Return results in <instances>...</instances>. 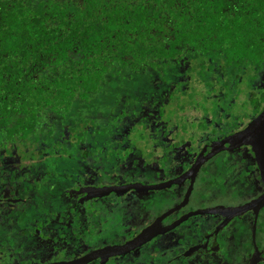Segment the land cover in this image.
Segmentation results:
<instances>
[{
  "label": "flooded vegetation",
  "instance_id": "af4514ba",
  "mask_svg": "<svg viewBox=\"0 0 264 264\" xmlns=\"http://www.w3.org/2000/svg\"><path fill=\"white\" fill-rule=\"evenodd\" d=\"M215 72L207 107L169 70L138 105L123 83L132 94L104 131L87 114L84 129L61 130L48 114L57 129L0 147V264H264V157L255 134L240 136L264 107V81Z\"/></svg>",
  "mask_w": 264,
  "mask_h": 264
},
{
  "label": "trees",
  "instance_id": "16d2710c",
  "mask_svg": "<svg viewBox=\"0 0 264 264\" xmlns=\"http://www.w3.org/2000/svg\"><path fill=\"white\" fill-rule=\"evenodd\" d=\"M223 66L264 81V0H0V147L57 129L48 114L61 130L84 129L87 114L104 131L132 94L123 83L140 92L126 99L138 105L169 70L184 75L182 95L207 107Z\"/></svg>",
  "mask_w": 264,
  "mask_h": 264
},
{
  "label": "water",
  "instance_id": "95a60500",
  "mask_svg": "<svg viewBox=\"0 0 264 264\" xmlns=\"http://www.w3.org/2000/svg\"><path fill=\"white\" fill-rule=\"evenodd\" d=\"M246 133H252L253 135L255 134V141L253 145L257 148L258 160L262 161L264 157V107L259 115L247 125L243 132L240 133V136L244 137ZM148 234L149 231L146 230L142 234L137 235L135 238L129 241L128 244L140 242L144 240Z\"/></svg>",
  "mask_w": 264,
  "mask_h": 264
},
{
  "label": "rangeland",
  "instance_id": "374dc122",
  "mask_svg": "<svg viewBox=\"0 0 264 264\" xmlns=\"http://www.w3.org/2000/svg\"><path fill=\"white\" fill-rule=\"evenodd\" d=\"M191 113H192V114H194L195 112H194V111H190V115H189V116H191V117H192V114H191Z\"/></svg>",
  "mask_w": 264,
  "mask_h": 264
}]
</instances>
